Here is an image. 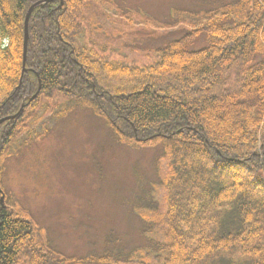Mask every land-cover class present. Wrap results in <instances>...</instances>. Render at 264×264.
Here are the masks:
<instances>
[{
    "label": "trees",
    "instance_id": "1",
    "mask_svg": "<svg viewBox=\"0 0 264 264\" xmlns=\"http://www.w3.org/2000/svg\"><path fill=\"white\" fill-rule=\"evenodd\" d=\"M41 1L0 0V119L23 107L0 125V163L48 114L89 109L156 156L164 210L142 228L162 234L145 237L155 264H264V0L223 6L147 65L80 46L86 27L100 29L99 15L89 0H53L31 11L23 66L25 16ZM3 205L0 264H60L42 230ZM126 251L117 256L129 261Z\"/></svg>",
    "mask_w": 264,
    "mask_h": 264
},
{
    "label": "rangeland",
    "instance_id": "2",
    "mask_svg": "<svg viewBox=\"0 0 264 264\" xmlns=\"http://www.w3.org/2000/svg\"><path fill=\"white\" fill-rule=\"evenodd\" d=\"M252 2L89 0L100 29L97 33L86 27L78 43L114 61L147 65L158 60L157 48L205 23L216 10L221 14L225 5L249 7ZM247 10L243 18L229 21L245 20ZM93 33L97 39L91 38ZM141 41L146 45L137 47ZM204 45L199 41L190 49ZM60 117L50 113L43 127L40 123L34 131L22 130L2 156L5 206L22 211L42 230L60 264H155L156 254L146 248L145 237L161 242L162 234L156 229L142 235V228L154 213L163 212L165 193L151 146L119 138L89 109ZM145 182L147 200L138 203ZM124 249L132 256L129 261L117 256ZM113 250H118L115 256L110 255ZM101 256L110 258L104 262Z\"/></svg>",
    "mask_w": 264,
    "mask_h": 264
},
{
    "label": "water",
    "instance_id": "3",
    "mask_svg": "<svg viewBox=\"0 0 264 264\" xmlns=\"http://www.w3.org/2000/svg\"><path fill=\"white\" fill-rule=\"evenodd\" d=\"M53 0H44L43 2H38L36 4H34L33 6H31V8L28 10L26 16H25V21H24V43H23V66H24V63H25V58H26V49H27V43H28V19H29V16L31 14V11L33 10L34 7L40 5V4H43V3H50L52 2ZM22 109L23 107L19 110V112L14 115V116H10V117H7V118H2L0 119V125L7 121V120H11V119H14L17 115L21 114L22 112ZM3 203V197L0 198V204L2 205Z\"/></svg>",
    "mask_w": 264,
    "mask_h": 264
}]
</instances>
